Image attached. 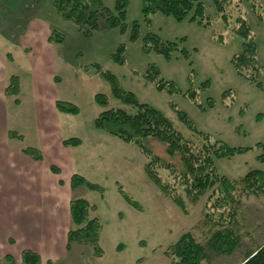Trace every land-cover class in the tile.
Listing matches in <instances>:
<instances>
[{
    "label": "rangeland",
    "instance_id": "obj_1",
    "mask_svg": "<svg viewBox=\"0 0 264 264\" xmlns=\"http://www.w3.org/2000/svg\"><path fill=\"white\" fill-rule=\"evenodd\" d=\"M102 2L110 11H115L116 0ZM202 4V20H189L188 17L178 20L159 11L146 15L143 0H127L123 32L118 27L107 26L100 17L99 28L87 37L78 25L57 12L53 0H0V47L11 45L15 58L12 67L20 79L29 83L32 78L28 76L33 74L30 69L34 66L35 70L41 64L43 79L48 81L46 85L55 93H72L70 96L75 100L72 103L80 109L78 114L62 112L59 117L63 115V118L57 124L53 118L54 109L50 108L47 115L50 125H29L19 121L29 114L26 105L17 106L12 100L16 97L8 96L0 115L6 114L9 124L16 120L11 126L19 135L15 139L24 146L21 151L24 156L34 158L36 154L25 151L30 147L40 150L47 160L57 158L56 149L46 151L49 140L50 145H55L60 135L82 138L85 148L83 145L70 151L76 157L87 153L91 145L88 138L91 123L84 116L96 115L102 110L93 98L97 92L108 97L109 107L134 110L112 96L109 83L95 68L98 64L116 77L122 89L134 93L139 102L159 109L186 140L198 146L207 142L205 137L181 121L177 110L186 114L197 131L208 135L210 142L246 148L230 156L213 157L220 175L239 180L250 170L264 172V160L259 159L264 147L258 145L264 144V87L238 73L232 62L244 42V38L234 31L238 24L236 18L241 16L249 25L255 43V59L260 67L258 82L264 85V0H244L239 7L227 5V21L217 12L214 0H202ZM42 26L47 28L43 30ZM34 27H40L45 36L47 29L61 32L64 42L57 43L60 52L55 47L40 49L41 40L34 39L30 48L38 49L37 56L29 53L31 49L16 53L13 47H18L19 38L29 35L28 31ZM134 28L136 34L133 38ZM148 34L163 42H175L177 46L170 56H166L151 47V39L146 38ZM34 36L35 32L31 33L30 39ZM119 46L123 48V63L112 58ZM62 56L63 63L66 61L68 66L59 63ZM69 67L77 69L76 80L71 77ZM152 67L158 71L154 73V80L146 77ZM52 70L53 75L49 74ZM53 76L57 79L54 80ZM159 79L167 83L161 89L157 87ZM25 81L22 82L24 86ZM169 83L175 87H169ZM189 91L195 92L194 99L188 97ZM42 133L49 136L47 143L41 140ZM124 144L131 150V155H112L116 154L112 150L108 159V162L120 164V172H115L113 177L118 183L105 180L103 195L99 191L92 192L96 204L93 215L101 223L95 244L100 248L99 253L95 252L94 244L72 243L67 247L62 226L69 222L71 227L72 222L62 206L54 209L58 211L55 216H45L50 224L51 240L42 245L33 238L34 232L30 228L45 218L38 213L43 210L38 205L43 191L32 182L38 176L21 171L23 156L7 159L5 167L0 168V264H8L7 255L19 261L21 250L35 242L43 257L41 264H47V260L52 264H167L169 261L164 250L185 231H191L207 247V256L201 264H240L264 243V192L254 193L240 182L239 198L234 202V208L232 203H227L222 214L217 210L219 205L214 188L193 201L185 195L181 185L174 183L187 203L188 212L184 213L148 177L144 156L138 148L130 143ZM146 144L157 155L178 162L177 158L167 155L162 142L150 138ZM60 160L66 168L63 155ZM160 173L164 175L166 171L161 169ZM56 177L66 179V170ZM22 182L25 183L23 187H16ZM118 185L138 207L122 195ZM221 226H227L237 239L232 252L217 253L211 247L210 239L215 231L221 230Z\"/></svg>",
    "mask_w": 264,
    "mask_h": 264
},
{
    "label": "trees",
    "instance_id": "obj_2",
    "mask_svg": "<svg viewBox=\"0 0 264 264\" xmlns=\"http://www.w3.org/2000/svg\"><path fill=\"white\" fill-rule=\"evenodd\" d=\"M242 1L244 0H214V5L220 16L227 21L229 16L227 5L232 4L239 7ZM143 4V11L146 15L159 11L178 20L187 17L189 20L195 18L202 20L203 17L202 0H143ZM53 5L64 19L78 25L84 36L87 37L99 28L100 17L104 18L105 24L109 27H118L121 32L126 28L127 0H116L115 11L113 12L104 6L102 0H53ZM252 5L254 6L253 3ZM236 19L238 24L234 27V31L244 38V42L241 50L232 58L233 65L238 73L264 87L258 82L260 67L255 59V43L250 34L249 25L241 16ZM200 23L204 24L203 22ZM135 34L136 29L134 28L133 38ZM146 38L151 39V47L153 46L156 51L164 53L166 56H170V52L177 46L175 42H163L155 35L148 34ZM47 39L50 42L60 44L64 42L63 34L55 29L49 31ZM122 51L123 48L119 46L112 54V58L119 63H123ZM95 68L109 83L112 96L130 105L134 110L129 111L115 106L109 107L108 97L104 93L97 92L93 98L96 104L102 107V110L93 118L92 126L123 142L136 146L146 158L144 169L148 177L160 192L178 206L182 212H188L187 203L179 193L178 187H174V183L181 185L185 195L193 201L198 200L208 189L214 188L219 205L217 210H221L222 214L227 203H232V208H234V202L239 198L241 183L254 193L264 192L263 171L250 170L239 180H231L220 175L214 166L213 157L230 156L242 152L246 148L229 147L219 141L210 142L208 135L197 131L186 114L177 110L181 121L205 137L207 142L198 146L186 140L159 109L147 103L139 102L134 93L122 89L116 77L109 71L102 70L100 65L95 64ZM157 72V69L152 67L146 77L154 80V73ZM165 84L167 83L159 79L157 87L161 89ZM169 87L174 88L175 86L169 83ZM19 91L18 76L12 75L5 88V93L13 95L17 101ZM187 95L194 99L195 92L189 91ZM56 106L63 112L79 113V107L69 101L57 100ZM10 135L12 137L18 136L14 132H11ZM150 138L162 142L165 145L167 155L172 159L177 158L178 162L154 153L152 148L146 144V140ZM63 143L68 146H78L81 144V139L69 137L64 139ZM258 145L264 147L262 143H258ZM25 151L36 154L33 155L36 159L41 158V153L37 149L28 147ZM259 159L264 160V153L259 156ZM52 168L58 170L57 167ZM161 169L165 170L166 174L162 175ZM70 184L72 187L83 185L91 190L99 191L101 195L105 192L103 185L91 182L78 173L71 175ZM120 190L130 203L138 207L131 197L124 193L121 186ZM69 209L73 226L67 232V247H70L72 243L94 244L95 252L99 253L100 248L95 244L98 242L101 223L97 216L92 215V212L96 210V204L79 197L70 201ZM219 229L221 230L215 231L210 239L211 247L217 253L232 252L237 244V239L232 235V231L227 229V226H221ZM206 249V245L198 241L191 231H185L164 250V254L168 258L169 264H201L207 256ZM6 258L8 264H41L40 255L28 248L22 250L19 261H15L12 255H7ZM47 264H52V262L48 260ZM240 264H264V243L252 251Z\"/></svg>",
    "mask_w": 264,
    "mask_h": 264
},
{
    "label": "crops",
    "instance_id": "obj_3",
    "mask_svg": "<svg viewBox=\"0 0 264 264\" xmlns=\"http://www.w3.org/2000/svg\"><path fill=\"white\" fill-rule=\"evenodd\" d=\"M47 27L42 26V29L45 30ZM29 32V35H23L19 38L20 44L18 47L15 45L13 47L14 51L16 53H19V50L26 51L27 49H31L33 40H41L39 43L41 45V48H52L55 47L57 52H60L59 46L57 43L50 42L47 39L48 36V29L46 30L47 35H43V33L40 32V27L33 28ZM36 34V36L31 38V33ZM37 32V33H36ZM48 46V47H46ZM11 45L10 46H2L0 47V109L6 106V103L9 100L8 96L5 93V88L8 84V81L12 75H17L20 83V91L18 94V99L16 101V98H13V103L17 106H20L22 103H24L27 107V110L29 111V114L22 116L19 121L25 122L26 124L31 125L32 123L36 126H42V125H50V119L47 118L48 113H50V108L54 109L53 118L57 124L61 122L62 118L59 117L60 114L63 111H60L56 106L57 100H64L73 102L75 101L73 97L70 95L72 93L67 92H57L55 93L52 91L46 84H48V81L43 79L44 72L40 69L41 64L36 66L34 70V66L30 69L33 74H35V77L33 74H30L31 76H28L29 83L26 82L23 79H20V75L16 70L14 69L13 64L15 62L14 54L11 51ZM10 49V50H9ZM39 49V50H40ZM38 49H31V54L38 55ZM63 56L59 57V63L61 64H67L66 61L63 63ZM25 63V61H22ZM19 65V63H18ZM68 66V64H67ZM70 75L71 77L76 80L77 79V69L73 67H69ZM49 74L53 75V70L49 72ZM33 76V77H32ZM53 79L56 80L57 77L53 76ZM59 80V79H58ZM26 82L25 86L22 82ZM14 97V96H13ZM24 97V98H22ZM17 102V103H15ZM75 104V103H74ZM77 105V104H76ZM78 106V105H77ZM58 110L60 112H58ZM33 112V115L31 116V113ZM36 112V113H35ZM80 113V109H79ZM92 115V116H91ZM58 116V119H57ZM96 115L94 114H88L87 116H84V118L91 123V127L89 129L88 138L90 139L91 145L90 150L87 153H84V150L82 153L83 155H79L78 157L73 155V152L70 150H73L72 148L83 146L85 144V141L81 139V144L78 146H71L67 147L68 145H65L63 143V140L66 139L64 135L59 136V140L55 145H50L49 136H45V133H42L41 140L44 143H47L49 140V146L47 147L46 153L49 151V149H56L58 151L57 158H51L50 160H47L44 156L41 154L40 159L31 158L27 155L24 156V154L21 152L23 151L22 145H20L17 142V139H15L18 136H11L10 133L13 132L14 128L11 126L12 123L16 120H11L10 124L8 122V118L5 114V116L0 115V168L5 167V163L8 162L7 159L16 157L18 155L23 156L21 160V166L22 170L26 173L31 175L38 176L35 184L40 186V189L43 191L42 198L40 199L38 205L41 206L43 210H41L40 213L43 217L47 216H55L57 214V210L55 211V208H59L62 206L64 210L66 209V214L70 217V201L74 198H85L91 203L93 202L92 196H94L93 190L81 185L77 187H72L70 184V177L74 173H78L83 175L86 179H88L91 182L99 183L106 187L103 183L105 180L112 181V183H118L117 180H115L114 175L115 172H120V164L115 161L108 162L109 159V153L112 152V150L116 151V154L112 155H118L121 153V155H125V153L131 155V150L129 147H125L126 145L123 143V141L119 140L118 138L108 135L98 129H95L92 126L93 118ZM16 133V132H14ZM14 144V146H13ZM128 144V143H127ZM85 148V145H84ZM40 151V150H39ZM140 152V151H139ZM41 153V152H40ZM63 155V158L65 161H67L66 168L62 165V161L60 160V156ZM122 158V156H121ZM146 162V158L144 157V164ZM62 166V167H61ZM52 167H57L58 170H54ZM66 170V179H58L56 176L62 172V170ZM58 171V172H57ZM17 171H14V173ZM47 180H44V179ZM25 183L17 184L16 187H23ZM27 186L29 185V182H27ZM120 186V185H118ZM95 204V203H94ZM55 211V213H54ZM94 212H92L93 215ZM71 219V218H70ZM68 219V220H70ZM73 226V225H72ZM69 222L66 223L64 226H62V230L66 233L70 228ZM30 231H33V238L38 240L42 245L46 241L51 240V231H50V224L48 220L45 218H42L39 222H35L33 225V229L30 228ZM34 246V247H33ZM33 246H27L23 249H32L36 251L40 255V260L42 263L43 257L38 250V243L35 242ZM36 247V248H35ZM22 249V250H23ZM21 250V252H22ZM66 253V252H65ZM65 253L62 255L64 256ZM21 258V254H20ZM20 260V259H19ZM48 261V260H47ZM241 263V262H240ZM159 264V263H155ZM164 264V263H161ZM169 264V262H167Z\"/></svg>",
    "mask_w": 264,
    "mask_h": 264
}]
</instances>
